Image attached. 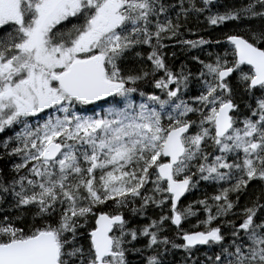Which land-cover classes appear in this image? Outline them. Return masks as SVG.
<instances>
[{"label":"snow or ice","instance_id":"obj_1","mask_svg":"<svg viewBox=\"0 0 264 264\" xmlns=\"http://www.w3.org/2000/svg\"><path fill=\"white\" fill-rule=\"evenodd\" d=\"M0 264H264V0H0Z\"/></svg>","mask_w":264,"mask_h":264}]
</instances>
